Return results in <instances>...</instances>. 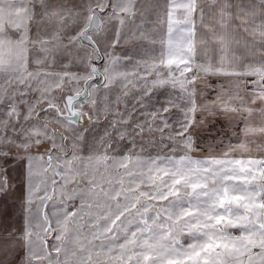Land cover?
Listing matches in <instances>:
<instances>
[{
  "label": "snow or ice",
  "instance_id": "1",
  "mask_svg": "<svg viewBox=\"0 0 264 264\" xmlns=\"http://www.w3.org/2000/svg\"><path fill=\"white\" fill-rule=\"evenodd\" d=\"M0 264H264V0H0Z\"/></svg>",
  "mask_w": 264,
  "mask_h": 264
}]
</instances>
